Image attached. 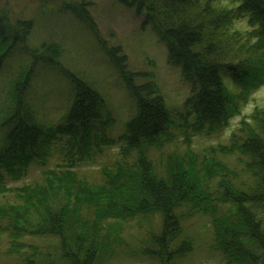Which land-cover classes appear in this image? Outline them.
Here are the masks:
<instances>
[{
	"label": "trees",
	"instance_id": "1",
	"mask_svg": "<svg viewBox=\"0 0 264 264\" xmlns=\"http://www.w3.org/2000/svg\"><path fill=\"white\" fill-rule=\"evenodd\" d=\"M117 3L142 17V28H150L165 45L168 62L180 67L183 80L190 85L183 116L178 124L168 125L169 111L153 74L146 73L145 78L129 71L122 49L104 48L103 43L108 63L135 106L119 137L121 159L101 168L100 183L80 179L70 160L69 166L44 171L43 184L7 188V180L24 177L35 161L45 165V148L58 136H69L70 158L89 154L92 139H97L91 137L90 125L102 119L106 102L88 82L62 70L71 93L66 114L55 129L36 123L22 94L31 83L35 65L40 61L56 66L63 50L55 40L47 43V39L29 48L35 19L11 23L0 10V70L14 51L29 60L11 82L9 107L0 110V194L12 191L17 198L15 204H0V234L49 238L57 242L58 256L68 264H111L125 246L123 224L157 216L158 232L149 223L136 254L155 264H177L196 248L182 222L205 215L213 226L210 249L224 264H264V108L251 115L249 120L254 123H240L229 147L219 148L222 153H236L244 167L240 173L247 174L250 182L233 183L235 172L221 161L193 152L187 134L209 136L228 126L258 84V72L262 74L264 68V0H242L235 8L214 7L222 4L220 0ZM43 7L35 17L48 9ZM88 8L89 2L72 0L61 2L55 11L95 32ZM241 21L253 30L229 35L233 22ZM257 23L259 28H255ZM253 39L255 44L250 43ZM174 126L187 135L186 151L165 155L159 170L150 151L161 150L172 140L169 129ZM105 127L98 131V150L114 144L105 140ZM216 176L219 180L214 188ZM13 245L18 249L16 242Z\"/></svg>",
	"mask_w": 264,
	"mask_h": 264
},
{
	"label": "rangeland",
	"instance_id": "2",
	"mask_svg": "<svg viewBox=\"0 0 264 264\" xmlns=\"http://www.w3.org/2000/svg\"><path fill=\"white\" fill-rule=\"evenodd\" d=\"M66 1L72 0H0V10L7 15L11 23L16 19H35L36 27L27 44L29 48L34 49L47 39V43L49 40H55L63 50L56 66H46L40 61L38 66L35 65L32 78L30 77L31 83L22 94L35 114V122L55 129L66 114L71 99L69 79L63 72L66 70L88 82L106 102L102 119L90 125V135L91 137L96 135L97 139H92L89 154L82 158L79 156L70 158L67 155L66 142L69 136H58L56 141L49 143L45 148V165H37L35 161L24 177L16 181H6L7 188L11 190L24 185L43 184L44 171L69 166L70 160L75 162L73 171L80 179L100 183L101 168L110 167L121 159L119 148L123 145L119 137L124 133L125 122L134 115L135 106L116 70L108 63L103 43L106 45L104 48L119 46L122 49L129 71L143 76L146 73L153 74L169 111L168 125L171 126L172 122L174 125L178 124L179 118L185 112V100L190 96V85L183 80L180 67L168 62L165 45L158 41L150 28H142L141 16L137 17L132 10L120 6L117 0H84L89 2L87 11L93 21L95 30L93 32L75 19L57 14L56 7ZM220 1L224 3V0ZM42 7L48 9H44L42 16L35 17V13ZM240 23L246 24L244 21ZM28 64L29 60L22 52L14 51L2 66L0 110L9 107V98L12 97L11 82ZM258 65L256 64V67ZM261 71L262 74L258 72L256 82L258 84L241 102L242 107L229 119L228 126L209 136L187 132L191 138L192 151L206 159L224 163L237 175V178L232 180L236 184L252 180L247 174L240 173V169L244 167L236 153H222L219 152V148L229 147L231 136L239 128L240 123L250 121L255 111L264 108L261 106L264 104V97L257 95L260 85H264V68ZM233 93L236 94V91L233 90ZM249 106L253 107V111L245 113L244 109ZM105 125L104 138L114 144L101 146L98 150L96 144H101L98 131ZM169 133L172 140L167 142L163 149H153L149 154L159 170H162L165 155L174 152L183 154L188 145V142L186 144L184 142L187 135L176 126L170 128ZM218 180L219 176H216L212 183L214 188ZM15 203L17 198L14 192L0 194V204ZM149 223H153L155 232H158L160 219L157 216L137 218L123 224L122 239L125 246L119 250L118 256L111 264H155L146 257L136 254L140 248L139 240L145 237ZM182 227L185 235L192 238L196 248L193 254L180 259L177 264H224L221 257L210 249L213 226L209 217L196 215L194 218L184 220ZM13 242L19 245L18 249ZM56 245L57 242L49 238L28 235L10 238L8 233L0 234V264H68L59 258Z\"/></svg>",
	"mask_w": 264,
	"mask_h": 264
},
{
	"label": "clouds",
	"instance_id": "3",
	"mask_svg": "<svg viewBox=\"0 0 264 264\" xmlns=\"http://www.w3.org/2000/svg\"><path fill=\"white\" fill-rule=\"evenodd\" d=\"M240 3H242V0H235V3H231L230 0H224V3L216 4V5H214V7H217V8H235V7H239ZM259 27H260V25H259V23H257L255 25V28H259ZM252 30L253 29L248 27L247 24H241V23L233 22V25L229 30V35H235L238 32L241 34H245V33H248ZM250 43L255 44L256 40L253 39ZM257 95L260 97H264V85H260ZM261 106L264 107V104H262ZM244 111H245V113H251L253 111V107L249 106L246 109H244ZM249 123H254V121L250 120Z\"/></svg>",
	"mask_w": 264,
	"mask_h": 264
}]
</instances>
